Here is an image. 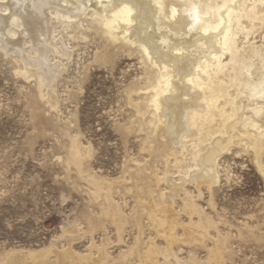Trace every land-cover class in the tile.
<instances>
[{"label": "bare ground", "instance_id": "obj_1", "mask_svg": "<svg viewBox=\"0 0 264 264\" xmlns=\"http://www.w3.org/2000/svg\"><path fill=\"white\" fill-rule=\"evenodd\" d=\"M92 34L101 45L83 66L76 86L65 88L63 98L59 85L73 49ZM258 34L261 44L256 42ZM0 51L12 55L17 76L34 84L25 95L34 131L52 130L60 151L56 163L67 187L84 186L90 204L99 206L102 200L100 219L117 227V239L123 243L127 218L114 203L112 188L129 184L137 198L132 219L139 230L134 246L117 260L106 247L98 249L93 243L89 255H77L73 242L79 231L70 227L61 230L63 247L54 241L40 251L10 250L1 264H39L51 258L54 264H132L135 256L139 264H199L196 257L178 262L173 246L206 249L208 241V261L226 264L229 239L218 232L215 219L187 186L192 185L198 197L205 188L208 206L215 208L217 162L233 149L247 154L264 177V0H0ZM122 54L137 55L142 68L122 87L129 114L115 127L123 143L141 135V152L148 160L128 165L125 177L109 180L93 173L95 152L83 145L76 115L64 121L57 114L67 101H77L93 65L112 67ZM137 175L144 191L152 185L161 192L160 209L150 218L156 238L166 240L164 249L155 239L148 245L143 241ZM179 199L181 213L174 210ZM156 212H161L158 217ZM84 215L86 235L92 236L96 222L91 213ZM181 215L187 224H179ZM95 250L100 259L93 261Z\"/></svg>", "mask_w": 264, "mask_h": 264}, {"label": "rangeland", "instance_id": "obj_2", "mask_svg": "<svg viewBox=\"0 0 264 264\" xmlns=\"http://www.w3.org/2000/svg\"><path fill=\"white\" fill-rule=\"evenodd\" d=\"M259 35H256V42L261 44ZM98 38L92 34L87 42H81L73 49L72 60L59 85L63 98L67 97L65 88L76 86V81L83 76V66L92 59L96 47L101 45ZM14 67L12 55L6 56L0 51V264L3 254L10 250L40 251L54 241L60 248L63 247L65 241L59 239L61 230L70 227L79 231L73 242V251L77 255H89L93 243L98 249L106 247L110 258L117 260L122 251L134 246L139 234L132 219L137 205L136 195L129 191L127 183L116 184L112 188V199L127 218L123 243H119L117 227L108 219H100L103 201L98 202L99 206L90 204L83 192L84 186L67 187L63 171L56 163L60 151L52 130L45 127L36 133L34 131L31 110L25 97L34 84L17 76ZM141 68L138 56L127 54L119 55L112 67L93 65L77 101H67L57 114L64 121L76 115L83 145L89 144L94 149L90 166L99 177L109 180L123 178L128 165L148 160V154L141 152V135H132L123 143L115 127L117 122L123 123L129 114V109L123 107L122 87L140 75ZM235 152L236 149H233L223 154L217 162L220 180L214 187L215 208L208 206L209 194L205 188H202L201 197L192 185L187 188L193 196H197L199 206L215 219L218 232L229 239L231 253L226 264H264V177L247 154ZM130 160L131 164L128 163ZM159 170L162 174L163 166L160 164ZM138 175L135 178L138 184L136 191L138 196H143L139 197L143 205L140 216L143 241L148 245L150 240L155 239L156 244L164 249L166 240L156 238L150 218L155 209H160L161 192L152 185L149 191H144ZM72 176L76 179L75 173ZM174 208L175 212L181 213L180 199ZM90 213L97 227L92 236L86 235L88 224L84 215ZM156 213L158 217L161 212ZM77 221L80 223L77 224ZM178 222L187 224V217L181 215ZM177 234L182 235L181 227L177 229ZM209 242L206 249L175 244L173 248L178 262L196 257L199 264H214L208 261ZM92 256L93 261L100 259L96 250ZM138 258L135 256L132 264H139ZM171 260L175 262L174 258ZM39 264H54V259Z\"/></svg>", "mask_w": 264, "mask_h": 264}]
</instances>
